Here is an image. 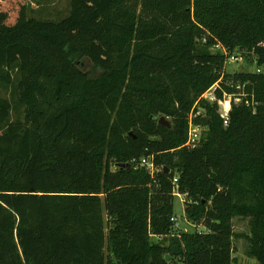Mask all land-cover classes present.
<instances>
[{
	"label": "trees",
	"instance_id": "16d2710c",
	"mask_svg": "<svg viewBox=\"0 0 264 264\" xmlns=\"http://www.w3.org/2000/svg\"><path fill=\"white\" fill-rule=\"evenodd\" d=\"M31 11L0 0V264H234L236 218L264 264V72L226 74L212 49L263 66L264 0H71L61 22ZM215 85L241 99L228 125L217 104L195 107ZM198 111L199 143L184 147ZM150 155L155 179L133 163ZM176 189L206 232L168 237Z\"/></svg>",
	"mask_w": 264,
	"mask_h": 264
},
{
	"label": "rangeland",
	"instance_id": "374dc122",
	"mask_svg": "<svg viewBox=\"0 0 264 264\" xmlns=\"http://www.w3.org/2000/svg\"><path fill=\"white\" fill-rule=\"evenodd\" d=\"M26 2L31 5L32 11L30 12V17L37 19L61 22L67 18L70 12L71 0H26ZM233 55L238 56L239 59L236 61H232L230 57L227 59L223 70L226 74L250 73L257 71L258 68L264 72V65L258 66L254 54H245L241 51H236ZM186 199V195L182 194L175 195L174 198L175 216L178 218L181 229L187 233L206 232V228L202 224L196 225L193 223L194 225H192L191 223H186L184 203ZM233 224L236 234L233 239L234 264H258L256 260L247 257V241L244 237H241L250 232L249 220L236 218Z\"/></svg>",
	"mask_w": 264,
	"mask_h": 264
},
{
	"label": "built area",
	"instance_id": "2783aa9c",
	"mask_svg": "<svg viewBox=\"0 0 264 264\" xmlns=\"http://www.w3.org/2000/svg\"><path fill=\"white\" fill-rule=\"evenodd\" d=\"M212 49L214 51H221L228 58L230 57L232 61H236L237 59H239L238 56H234L233 54H230L227 51V49L224 48L223 46H221L219 43L215 44ZM216 87H217V85H215L210 90H208L205 94H203L201 96V98L198 100V102L196 103L195 107L198 106L200 100H205V101L209 102L210 104H217L219 114L224 119L225 125H228L229 115H230V111L232 109V104H233V102L239 103L241 99L233 98L232 96H226L224 100H217L216 93H215ZM200 114H201V112L198 111L195 114H192L190 116L188 138H187V141H186L184 147L195 148L199 143L203 129L200 126L195 125L193 123V118L196 116H199ZM154 159H155L154 156L150 155L148 157L141 158L139 161H133V163H135L138 167L145 169L146 172L151 176V178L155 179L156 176L158 175V173L161 172V168L156 166ZM173 183L176 184L177 179H174ZM179 194L180 193L176 189V192L174 195H179ZM185 202L186 201L184 200V203ZM171 222L173 223V227H174L173 230L174 231L170 235H168V237L180 236L181 232H185V230L181 229L178 218L175 215L171 218ZM187 222L194 225L192 222H190L186 218V223ZM163 238H164L163 236H156L155 237L156 241H162Z\"/></svg>",
	"mask_w": 264,
	"mask_h": 264
},
{
	"label": "water",
	"instance_id": "95a60500",
	"mask_svg": "<svg viewBox=\"0 0 264 264\" xmlns=\"http://www.w3.org/2000/svg\"><path fill=\"white\" fill-rule=\"evenodd\" d=\"M159 124H160V125H163V126L171 127V122H170V121L168 120V118H166V117H161V118L159 119ZM118 166H119V167H128L127 164H119ZM165 171L168 172V169L165 168ZM166 260H167V261L170 260V256H169V255L166 256Z\"/></svg>",
	"mask_w": 264,
	"mask_h": 264
}]
</instances>
